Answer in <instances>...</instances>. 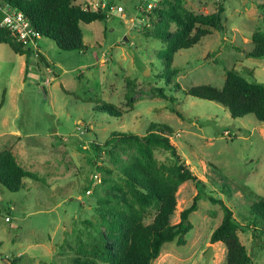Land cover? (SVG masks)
Here are the masks:
<instances>
[{"label":"rangeland","instance_id":"rangeland-1","mask_svg":"<svg viewBox=\"0 0 264 264\" xmlns=\"http://www.w3.org/2000/svg\"><path fill=\"white\" fill-rule=\"evenodd\" d=\"M74 1L91 9L121 5L123 11L114 9L104 21L81 23L85 47L80 51L60 50L53 40L40 37L37 50L41 54L45 50L51 66L40 64L37 70V54L30 53L32 67L26 79L20 58L0 43V150L13 142L17 162L38 176V180L25 178V186L17 192L0 186V264H67L78 243L86 244L97 234L96 199L117 195L102 181L101 167L111 163L95 156L90 143H102L113 131L142 135L150 122L172 127L170 142L204 183V190L190 180L179 185L171 223L179 222L180 212L198 193V208L189 216L192 229L184 245L165 243L151 264H203L210 246L208 264H225V246L210 242L223 210L207 195L211 192L223 200L241 227L247 225V204L264 198V122L251 114L232 118L219 103L164 85L157 75L164 68L159 53L165 44L151 35L155 18L152 23L140 11L143 0ZM182 3L200 14L216 11L218 3L224 6V30L212 29L174 55L173 79L182 88L200 84L221 88L231 68L248 81L264 84V57L246 55L253 46L252 34L264 31V10L259 7L264 0ZM160 86L175 101L156 96L152 88ZM101 102L126 113L106 115L97 110ZM14 129L19 130V141L7 135ZM154 155L159 162L171 161L161 148ZM221 183L229 186L230 196L219 189ZM7 204L14 206L9 221H5ZM154 214L150 209L144 221L150 222ZM244 227L237 233L252 264H264V234L254 237L252 227Z\"/></svg>","mask_w":264,"mask_h":264},{"label":"trees","instance_id":"trees-1","mask_svg":"<svg viewBox=\"0 0 264 264\" xmlns=\"http://www.w3.org/2000/svg\"><path fill=\"white\" fill-rule=\"evenodd\" d=\"M21 10L30 20L42 37L54 41L58 49L63 51L83 50L81 23L104 21L108 18V9L76 4L74 0H5ZM144 1V0H143ZM259 7L264 10V3ZM224 6L218 3L217 10L200 14L193 13L183 6L182 0H164L156 5L146 18L154 22L151 35L165 44L160 52L163 70L157 75L164 79V85L170 90L180 91L192 97L214 101L227 109L232 118L253 115L256 120L264 122V84L248 81L238 71L226 70L221 88L209 84H200L182 88L173 77L174 55L181 49H188L197 44L212 29L224 30L222 13ZM149 13V14H148ZM145 14V13H144ZM153 17V18H152ZM145 27V31H147ZM252 49L246 53L248 57H264V31H255L251 36ZM0 43L6 44L17 54L25 55L24 79L32 67L29 62L30 49L23 48L11 33L0 27ZM38 64L46 69L50 64L37 53ZM41 64V65H40ZM51 74H54L52 72ZM152 88L156 96L175 101L166 94V87ZM4 95V93H3ZM129 109L131 94L127 90ZM3 97L0 102V107ZM100 104V105H99ZM97 110L106 115L121 117L126 111L111 103L101 102ZM178 116L181 113L174 108ZM173 134L171 126L160 122H150L144 134L130 131H113L102 143L92 141L90 148L97 157H105L110 166H102L105 173L103 183L117 195L96 199L95 210L98 214L97 234L90 242L77 245L74 256L68 258L67 264H151L165 243L175 241L176 245H184L186 235L192 229L189 216L198 208V193L189 206L180 212V220L171 223L176 207V192L179 185L192 181L197 188L204 190V183L190 170L175 145L170 142ZM161 148L167 151L171 161L168 164L159 162L154 151ZM38 180V176L22 167L9 147L0 150V186L11 192H17L25 186L24 179ZM219 189L230 196L229 186L218 185ZM207 199L219 203L223 210L220 223L212 230L210 242H221L226 249L225 264H252L251 256L241 243L238 230L243 228L233 216V211L223 200L208 192ZM10 204L5 212L11 213ZM150 209L155 210L152 220L144 221ZM247 225L252 227L253 236L264 234V198L252 200L247 204ZM99 261V262H98ZM14 264V262H12Z\"/></svg>","mask_w":264,"mask_h":264},{"label":"built area","instance_id":"built-area-1","mask_svg":"<svg viewBox=\"0 0 264 264\" xmlns=\"http://www.w3.org/2000/svg\"><path fill=\"white\" fill-rule=\"evenodd\" d=\"M164 0H144L142 10L144 12H149L156 5H161ZM102 8L106 7V4H101ZM114 9L118 12L123 11L121 5L109 7L107 13H111ZM0 27L8 30L14 39L21 43L23 48L30 49L33 53L37 54V41L41 34L34 28L30 20L24 15V13L11 5L8 1L0 0ZM9 209L13 210V205L10 204ZM10 216L7 214L5 221H9Z\"/></svg>","mask_w":264,"mask_h":264},{"label":"crops","instance_id":"crops-1","mask_svg":"<svg viewBox=\"0 0 264 264\" xmlns=\"http://www.w3.org/2000/svg\"><path fill=\"white\" fill-rule=\"evenodd\" d=\"M38 45V44H37ZM12 51V50H11ZM13 52V51H12ZM37 52H39V50L37 51ZM41 52H42V54H43V57L46 59V57L44 56L45 55V50H43V49H41ZM13 54L14 55H17L19 58H20V60H21V69H22V71H23V73H24V69H25V55H20V54H17V53H14L13 52ZM39 54H41L40 52H39ZM41 54V55H42ZM46 61H47V59H46ZM48 62V61H47ZM49 63V62H48ZM51 66V65H50ZM2 135H6V134H2ZM7 135H10V136H13V137H17V139H18V141H19V139H20V133H19V130H17V129H14V130H12V131H9L8 133H7ZM7 142H8V140H7ZM9 144V143H8ZM12 146V147H11ZM9 148L12 150V152H13V148H14V144H13V142L12 143H10L9 144ZM14 153V152H13ZM15 155V154H14ZM15 157H16V155H15ZM14 207V206H13Z\"/></svg>","mask_w":264,"mask_h":264},{"label":"water","instance_id":"water-1","mask_svg":"<svg viewBox=\"0 0 264 264\" xmlns=\"http://www.w3.org/2000/svg\"><path fill=\"white\" fill-rule=\"evenodd\" d=\"M211 251H212V246H210V247L207 249V251H206V253H205V261H204L203 264H208V259H209L210 255H211Z\"/></svg>","mask_w":264,"mask_h":264}]
</instances>
